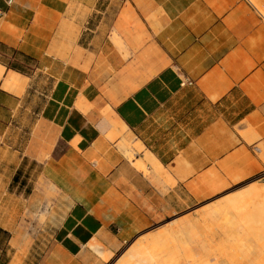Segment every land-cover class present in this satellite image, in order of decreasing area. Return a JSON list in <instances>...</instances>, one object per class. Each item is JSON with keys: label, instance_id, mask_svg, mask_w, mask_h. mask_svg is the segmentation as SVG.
Returning <instances> with one entry per match:
<instances>
[{"label": "crops", "instance_id": "crops-1", "mask_svg": "<svg viewBox=\"0 0 264 264\" xmlns=\"http://www.w3.org/2000/svg\"><path fill=\"white\" fill-rule=\"evenodd\" d=\"M262 172L248 0H0V264L30 263L44 209L39 264H101L92 246L112 255Z\"/></svg>", "mask_w": 264, "mask_h": 264}, {"label": "rangeland", "instance_id": "rangeland-1", "mask_svg": "<svg viewBox=\"0 0 264 264\" xmlns=\"http://www.w3.org/2000/svg\"><path fill=\"white\" fill-rule=\"evenodd\" d=\"M248 1L264 20V0ZM14 137L17 136L9 135V141ZM22 138L26 136H19V141ZM263 176L264 172L243 181L212 183L192 207L181 214L157 219L147 232L123 245L108 259L98 257L101 264H122L130 249L139 243L151 242L158 243L157 255L161 264H264V249L260 250L262 244L247 237L237 241L239 238L235 236L242 230H230L228 227L235 214L225 217V212L222 213L229 202L246 196L254 187L264 185ZM46 206L49 207L50 202ZM26 221L27 215L21 216L20 222ZM45 221L44 209L36 219L35 246L30 252V263L26 264H39L41 256L49 248L52 231L47 227L44 231L38 229Z\"/></svg>", "mask_w": 264, "mask_h": 264}, {"label": "bare ground", "instance_id": "bare-ground-1", "mask_svg": "<svg viewBox=\"0 0 264 264\" xmlns=\"http://www.w3.org/2000/svg\"><path fill=\"white\" fill-rule=\"evenodd\" d=\"M6 86L13 90H20V83L16 77H11V81L6 83ZM222 213L225 217L235 214V218L231 219V224L228 227L230 230H242L243 233L240 232L235 236L239 238L236 239L237 241L247 237L255 242H260L262 244L260 250L264 249V185L254 187L246 196L229 202ZM157 247V242L139 243L130 249L122 264H161L157 255ZM91 249L97 257L103 259L110 257L109 253L105 254L98 245L92 246Z\"/></svg>", "mask_w": 264, "mask_h": 264}, {"label": "built area", "instance_id": "built-area-1", "mask_svg": "<svg viewBox=\"0 0 264 264\" xmlns=\"http://www.w3.org/2000/svg\"><path fill=\"white\" fill-rule=\"evenodd\" d=\"M262 178H263V180H264V176H263Z\"/></svg>", "mask_w": 264, "mask_h": 264}]
</instances>
